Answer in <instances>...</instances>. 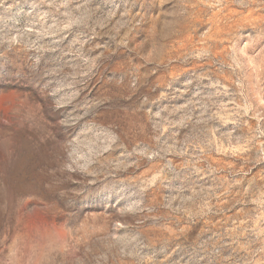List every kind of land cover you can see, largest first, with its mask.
Listing matches in <instances>:
<instances>
[{"label":"rangeland","instance_id":"374dc122","mask_svg":"<svg viewBox=\"0 0 264 264\" xmlns=\"http://www.w3.org/2000/svg\"><path fill=\"white\" fill-rule=\"evenodd\" d=\"M0 264H264V0H0Z\"/></svg>","mask_w":264,"mask_h":264}]
</instances>
